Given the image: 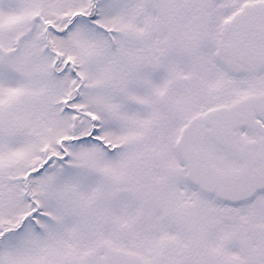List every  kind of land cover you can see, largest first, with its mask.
Returning <instances> with one entry per match:
<instances>
[{
    "label": "snow or ice",
    "instance_id": "snow-or-ice-1",
    "mask_svg": "<svg viewBox=\"0 0 264 264\" xmlns=\"http://www.w3.org/2000/svg\"><path fill=\"white\" fill-rule=\"evenodd\" d=\"M0 264H264V0H0Z\"/></svg>",
    "mask_w": 264,
    "mask_h": 264
}]
</instances>
